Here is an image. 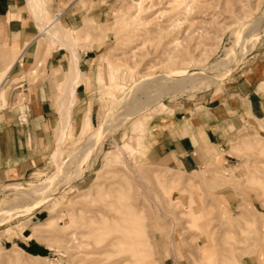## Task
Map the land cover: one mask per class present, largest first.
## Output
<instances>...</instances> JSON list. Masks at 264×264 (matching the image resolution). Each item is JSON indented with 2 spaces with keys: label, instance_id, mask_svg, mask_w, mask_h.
Returning <instances> with one entry per match:
<instances>
[{
  "label": "rangeland",
  "instance_id": "rangeland-1",
  "mask_svg": "<svg viewBox=\"0 0 264 264\" xmlns=\"http://www.w3.org/2000/svg\"><path fill=\"white\" fill-rule=\"evenodd\" d=\"M17 2L0 9V131L26 140L0 170V264H264V119L244 115L223 148L200 138L197 171L176 170L161 154L176 111L226 120L247 74L263 77L264 0H44L46 24L59 21L55 38L79 54L85 75L57 162L70 54L40 36L26 0ZM10 22L36 38L26 62ZM228 49L232 65H222ZM179 68H206L205 79L152 99L137 88L147 103L134 109L126 98L111 109L139 81ZM44 85L52 104L40 125Z\"/></svg>",
  "mask_w": 264,
  "mask_h": 264
},
{
  "label": "crops",
  "instance_id": "crops-1",
  "mask_svg": "<svg viewBox=\"0 0 264 264\" xmlns=\"http://www.w3.org/2000/svg\"><path fill=\"white\" fill-rule=\"evenodd\" d=\"M21 7L22 6L19 5L17 0H4L3 5H0V9L6 11V13L11 12V10L15 11L17 8L19 9ZM71 9L72 6L66 9V13L64 12L66 18H68L69 15L73 16L70 13ZM56 17H59V15H56ZM10 27L13 28L16 26L13 24L11 26L10 22ZM11 35H13V40L19 47L21 60L26 62L29 58V49L33 46L32 43L36 38L30 37V33L26 29H18V27L16 29L13 28ZM64 48L67 50L65 46ZM68 54H70L69 51ZM77 55L80 64V56L78 53ZM13 66L14 65L5 70V75L11 71ZM259 68L263 72L262 78L257 79L253 72H249L240 83L238 91L234 95L236 108L234 109V115L232 117L226 120L208 114H195L194 117L193 115L188 117L186 113L180 117L183 112L176 111L174 128L172 131H167V133L163 135V137H168L169 141L167 143L164 142V146L161 147L163 158L166 159L174 169L189 172L197 171L203 166L204 152L201 148L200 138H203L209 146L223 148L224 139L230 133V126L236 127L240 125L244 115L248 118L264 119V95H260L264 92V59L260 62ZM259 68L257 69L258 71ZM84 78L85 75L81 69L80 75L77 77L74 69L70 64L68 65V69L64 73V85L61 90V99L58 103V113L60 116L58 130L60 128L59 132H61L59 133L58 142L62 137V124L64 123V120H62L63 115L61 114L62 109L63 107H69V124L67 126L69 129L72 121V107L75 102L77 88L84 81ZM77 80L79 82H77ZM250 82L254 84H250ZM42 89L44 91V96L47 97L38 102L40 114L36 120L39 121L40 125L45 120L49 121L52 104V94L51 92H46L50 91L51 88L44 85ZM84 124L91 127L90 117L87 116L85 118ZM23 136L24 134H16L14 130H10L9 128L0 131V170H2L4 157H6L7 162H12L17 155L25 152L23 149V141L26 139H23Z\"/></svg>",
  "mask_w": 264,
  "mask_h": 264
},
{
  "label": "bare ground",
  "instance_id": "bare-ground-1",
  "mask_svg": "<svg viewBox=\"0 0 264 264\" xmlns=\"http://www.w3.org/2000/svg\"><path fill=\"white\" fill-rule=\"evenodd\" d=\"M26 3H27V6H28V9L31 11V13L33 14L32 16H34V18L36 19L35 21H37V26H39V31H40V36H48L50 38H52L53 40L55 39L58 43H61L62 45H64L67 50L69 51L70 53V60H69V63H70V66L74 69L77 77H79L80 75V64H79V57L77 56V54L73 51L72 47L67 43V42H64L62 41V37H61V40L60 39H56L55 38V34L56 33H62V26L61 24L59 23L58 20L54 19V20H50L51 22L49 24H46V12L43 8V6L45 5V2L44 0H26ZM33 19V18H32ZM50 19V18H49ZM245 28V27H244ZM250 34V33H249ZM62 35V34H61ZM242 35H240V38ZM246 38V37H245ZM54 40V41H55ZM241 42V41H239ZM243 42V41H242ZM239 44V43H238ZM234 45V44H233ZM63 46V47H64ZM243 46H246L245 45V42H244V45ZM237 47V46H236ZM251 47V46H250ZM233 48V47H232ZM251 49V48H250ZM253 49V48H252ZM234 50V49H233ZM244 50H246L244 48ZM237 51V50H236ZM226 52V59L223 60V63L222 65H228V64H231V61H232V49H228L227 51L225 50ZM235 52V51H234ZM249 52V51H247ZM245 53V52H243ZM242 53V54H243ZM246 54V53H245ZM248 54V53H247ZM234 55V53H233ZM244 55V54H243ZM243 55L241 57H243ZM225 57V55H224ZM237 58V57H236ZM244 58V57H243ZM242 58V59H243ZM234 61H238V59L236 60L235 57H233ZM238 63V62H237ZM236 64V63H235ZM232 65V64H231ZM235 67V65H234ZM180 69V68H179ZM208 69V68H207ZM210 69V68H209ZM208 69V70H209ZM220 70V69H219ZM219 70H216V71H219ZM206 71V68L198 71V72H189L187 69H180V70H175L173 72H167L166 74H162V75H157V77L154 76V78H146V79H143L141 81H139L138 83H136L133 87V90H131L128 94H124L122 98L120 99H117L113 104H112V107L111 109H116L118 107L119 104H122L123 102H125V99L128 98L130 102L133 103V105H135L134 109H138V103H141L144 104V103H147L146 101H143L139 96V92L136 90L137 88H141L144 92V94L146 95V98L148 99L150 96H151V92L152 91H155L159 97L162 96L163 94H167V92L173 88H176L178 91H185L188 87L187 85H190L189 87H194L196 84H200L198 81H201V80H198L199 78L200 79H205L203 78L204 76V73ZM209 72V71H208ZM214 76V75H213ZM209 77V76H208ZM211 77V76H210ZM81 79V78H80ZM79 80V79H78ZM77 80V82H79ZM75 82V81H74ZM79 84V83H78ZM77 84V85H78ZM76 85V86H77ZM158 90L162 91V93H158ZM172 92V91H171ZM75 93V92H74ZM141 93V92H140ZM66 98V97H65ZM149 99H152V98H149ZM65 103V102H64ZM63 103V104H64ZM62 106V105H61ZM60 109V108H59ZM116 111V110H114ZM129 113L132 114V111H130ZM63 115V119L64 120L63 124H62V137L61 139L59 140V145H58V149L55 151L54 155H53V161L54 162H57V160L60 158L61 156V149H60V146H61V143L63 142V139H64V133L66 132V128L69 124V107L66 108V107H63L62 109V113ZM130 114V115H131ZM60 127V126H59ZM60 130V128H59ZM61 133V132H60ZM61 135V134H60ZM96 137H98V134L94 135ZM98 139V138H97ZM103 140V139H102ZM95 142V141H94ZM92 145V144H91ZM58 170V169H57ZM57 172V171H56ZM59 173V172H58ZM66 173V172H65ZM57 174V173H56ZM60 174V173H59ZM62 174V173H61ZM58 176V175H57ZM59 177V176H58ZM55 179V178H54ZM57 179V178H56ZM53 183V182H52ZM51 182H46L43 186V188L45 190H47L49 187H51ZM14 188L16 189H21V185L19 184H15L13 185ZM27 187V186H25ZM28 187H29V184H28ZM27 187V188H28ZM24 188V187H23ZM12 190V189H11ZM13 191V190H12ZM32 194L36 195L39 197V194H42V191H40L39 188L37 189H34ZM44 194H46L44 192ZM43 194V195H44ZM41 196V195H40ZM45 196V195H44ZM43 197V196H42ZM41 198V197H40ZM46 199H48V196H46L45 198L39 200V203H42V201H45ZM24 211V209H23ZM21 211V213L23 212ZM17 213H20L17 212ZM16 213V214H17ZM15 215V214H14ZM133 250V249H132ZM132 253V252H131ZM137 253V251L135 252ZM134 254V253H133ZM132 254V256H133Z\"/></svg>",
  "mask_w": 264,
  "mask_h": 264
}]
</instances>
